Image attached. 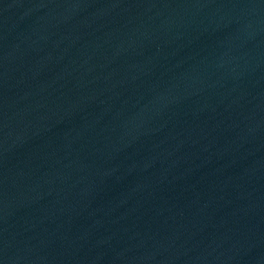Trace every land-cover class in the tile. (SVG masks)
Segmentation results:
<instances>
[{
    "label": "water",
    "instance_id": "1",
    "mask_svg": "<svg viewBox=\"0 0 264 264\" xmlns=\"http://www.w3.org/2000/svg\"><path fill=\"white\" fill-rule=\"evenodd\" d=\"M0 264H264V0H0Z\"/></svg>",
    "mask_w": 264,
    "mask_h": 264
}]
</instances>
